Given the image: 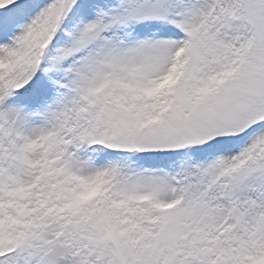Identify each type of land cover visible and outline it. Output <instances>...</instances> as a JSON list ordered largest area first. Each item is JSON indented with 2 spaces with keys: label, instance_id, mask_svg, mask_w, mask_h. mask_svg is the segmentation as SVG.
I'll use <instances>...</instances> for the list:
<instances>
[{
  "label": "snow or ice",
  "instance_id": "obj_1",
  "mask_svg": "<svg viewBox=\"0 0 264 264\" xmlns=\"http://www.w3.org/2000/svg\"><path fill=\"white\" fill-rule=\"evenodd\" d=\"M0 264H264V0H0Z\"/></svg>",
  "mask_w": 264,
  "mask_h": 264
}]
</instances>
